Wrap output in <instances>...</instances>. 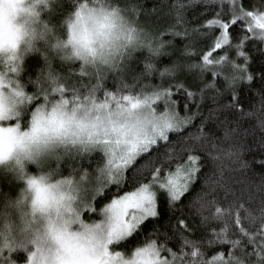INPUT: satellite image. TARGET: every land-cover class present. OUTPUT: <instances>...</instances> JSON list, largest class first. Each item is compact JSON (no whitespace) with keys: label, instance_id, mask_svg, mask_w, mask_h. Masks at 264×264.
<instances>
[{"label":"snow or ice","instance_id":"1","mask_svg":"<svg viewBox=\"0 0 264 264\" xmlns=\"http://www.w3.org/2000/svg\"><path fill=\"white\" fill-rule=\"evenodd\" d=\"M72 7L60 0L55 15ZM123 7L136 22L147 25L141 26L139 48H146L148 55L138 73L131 65L135 50L122 54L108 69L80 65L79 77L67 63L59 60L58 68L57 59L36 51L43 64L35 76L24 78L25 57L0 32V183L7 181L10 190H0V216L16 217L0 229V264H264V207L254 214L224 175L225 159L238 157L243 148L236 134L248 133L240 120L259 112L257 123L264 129V0H173L164 32L158 31L159 16L150 19L162 5L147 8L142 0H125ZM138 14L146 19L138 20ZM199 18L200 23L191 22ZM165 33L173 39L164 40ZM175 38L184 43L176 45ZM200 41L204 43L197 47ZM251 41H256L252 51L244 50ZM172 49L180 55L169 64L158 67L152 62ZM215 51L221 54L212 55ZM194 55L199 59L192 60ZM252 65L259 70H250ZM155 73L160 80L152 83L148 77ZM206 73L212 79L206 80ZM109 74L115 81L112 87ZM189 74V83L180 81ZM218 80L223 89L217 87ZM257 81L252 91L260 95V109L246 110L240 89L244 82L251 88ZM26 85L33 90L27 91ZM208 92L215 107L205 115L201 105ZM225 94L231 98L221 103ZM174 96L181 97L183 115L181 100ZM161 101L163 110L158 107ZM210 121L213 125L205 131ZM231 123L236 126L229 127ZM221 127L223 140H235L227 148L217 143L214 129ZM258 146L264 148V137ZM199 152L211 158L215 168L216 179L206 173L204 184L219 186L228 201L222 205L217 196L205 199L208 193L196 197L201 223L209 219L206 209L221 222V227L210 229L206 243L231 245L226 253L217 251L211 257H206L201 240L186 235L194 226L185 219L172 222L171 235L165 231L163 240L158 239L162 225L156 223L162 215L160 197L170 215L197 180L204 159ZM146 173L150 178L144 179ZM13 181L23 185L15 196L10 194ZM149 221L153 223L142 242L130 244ZM168 224L165 219L163 226ZM233 225L239 235L232 232ZM177 238L179 250L168 243ZM19 250L25 253L22 258H17Z\"/></svg>","mask_w":264,"mask_h":264},{"label":"trees","instance_id":"2","mask_svg":"<svg viewBox=\"0 0 264 264\" xmlns=\"http://www.w3.org/2000/svg\"><path fill=\"white\" fill-rule=\"evenodd\" d=\"M121 4L123 5L125 3V0H120ZM143 4L147 8H152L153 5L157 6H163L161 7L156 13L150 17L153 21L156 20V17H160L159 27L158 31L164 32V29L167 27V23L169 20V17L166 15L167 8L173 3V0H142ZM253 0H245V4L251 3ZM66 4H71L72 0H65ZM188 15L191 18L192 16V10H188ZM54 20L59 21L60 16L54 15ZM137 19L140 21H144L146 17L143 14H138ZM203 18H199L196 20H192V23H200ZM147 27V25H141ZM208 29H203V31H207ZM164 40H172L173 37L168 35L167 33L163 36ZM235 42V41H233ZM184 41L180 38H175V44L181 45ZM204 43L203 41L198 42L197 47L200 46V44ZM256 43V41H251L244 50L251 52L252 51V44ZM206 50V49H205ZM227 50V49H226ZM232 52V51H231ZM234 53V51H233ZM221 53L219 51H215L212 53V55L217 56ZM148 55L146 48H138L133 53V56L131 58V65L135 72H140L144 68V58ZM180 53L177 49H172L171 54H168L167 52L162 53L160 56L156 57L155 60H153V63H156L158 67H163L166 64H169L173 59H175L177 56H179ZM236 56V54H232ZM184 58V57H181ZM192 60L199 59L198 56H191ZM258 59V57H257ZM57 67H61V63L59 60H57ZM24 71L22 72V76L24 78H27V76L31 73L33 76H35L36 72L39 70L40 66L43 64V59L40 56L39 53L33 52L25 56L24 61ZM67 67L74 70V75L79 77L83 75L79 71V64L78 63H72L67 64ZM63 70V69H61ZM252 71H258V67L256 65H252L251 69ZM206 80L212 79V76L210 73L205 74ZM152 81V83H157L160 80V76L158 73L153 74L152 76L148 77ZM180 81L185 82L186 84L190 82L191 80V74L188 75V78L185 79L183 75L180 76ZM108 85L110 87L114 86L115 81L113 80V74H109L107 76ZM95 83V80L92 81ZM131 83V80L128 81ZM167 83V79L165 80ZM249 82H244V86L240 89L241 91V103L243 107L246 110H252L253 108L260 109V95L252 91V89H256L258 87V81L255 83H251V88H249L248 85ZM217 87L220 89L224 88V83L222 80H218ZM27 91H32L31 85H26ZM58 95V94H57ZM102 95V93H101ZM212 95V92H208L205 98V101L201 105L204 114H208V109L215 107L214 104L210 102V97ZM174 99L181 100V97L174 96ZM231 97L227 94H225L224 99H222L220 102L223 103L224 100L230 99ZM198 99V97H197ZM34 107V105H33ZM159 109H162L161 105L158 106ZM196 104L192 103L190 104V108H195ZM179 111L183 115V102L181 100V103L179 104ZM227 114V113H225ZM203 117H200L199 119H196L194 121L193 128L188 129V131H193L196 124L200 123V119ZM222 118V117H221ZM259 118V112L257 114L251 115V116H245L240 120V126L243 129H248L247 135H244L242 132H238L236 135L240 137V141L243 145L242 151H240L239 156L235 158H226L224 163L227 165L225 168L224 175L228 180V183L230 184L231 188L235 190L236 196H239L245 203L246 207L250 208L254 214H259V210L261 207H264V148L258 146V142L261 137H264V129L260 128L257 121ZM229 119L232 120L233 117L229 116ZM213 122H208V125L205 128V131H208L209 126H212ZM235 123L229 124V127H235ZM254 130V131H253ZM215 135L219 138L217 140V143H223L225 148H227L228 145L235 143L234 139H228L223 140V128H219L218 130L214 129ZM175 139V137H173ZM198 154L204 156V159L201 161V164L203 165L198 178L196 181L193 182L191 188L189 191L181 198V201L176 205L175 209L171 212L169 215V210L167 209L166 202L164 201L163 197H160L161 205H162V215L161 219L159 221H156V223H159L162 225L160 229V235L158 236L159 240H163L164 236L163 233L165 231L169 232V235H171L172 229H171V223L176 221L177 218L185 219L189 225L190 228H193L194 230L192 233H186V235H191L193 239L201 240L202 244L201 247L203 248L206 257H211L215 252L217 251H225L227 252V249L231 247L230 244L227 242L223 244H212L208 245L206 243L207 237L210 234V229L212 228H219L221 227V222L218 220H215L211 218L210 212L211 209H206L204 211V215L209 216V219L205 223H201V214L197 211L198 209V203L196 202V197L198 194L202 193H208V195L205 197V199H211L213 196H217L218 198H221L222 205L227 204L228 201L223 200V189H221L219 186H217L215 189H212L209 185L204 184L205 180V174H213L215 173V168L213 167V162L211 158L207 157L204 152H199ZM247 162V164H242V162ZM87 166V165H85ZM32 171H35V166H31L30 168ZM67 171H64L63 174H66ZM68 174V173H67ZM66 174V175H67ZM150 176L146 173L144 176V179H148ZM211 178L214 180L216 179V175H211ZM15 184V190H12L10 192L11 195L15 196L18 192V189L20 186H22L19 182L13 181ZM131 186V185H130ZM0 190H3L4 192H9V187L7 181H4L0 183ZM127 190V189H125ZM242 194V195H241ZM249 196H251V199H249ZM233 197L229 195L228 200H232ZM181 206L182 209H181ZM241 216L243 217L245 215L243 209H241ZM99 216L95 217L98 219ZM88 219V217H85ZM168 219L169 224L167 227H164V220ZM153 223V221H149L148 224L145 225L144 231L140 233L139 237H134L133 240L129 241L130 244H134L137 240H140L142 242V238L145 236V234L149 231L150 224ZM242 223H244L245 227H249L250 230L255 231V227L251 226L248 221L243 220ZM232 232L235 235H239L238 229L233 225ZM246 244V247L251 249L253 245L249 242H247V238H243ZM169 246L179 250L178 245V238L177 239H171L168 241ZM25 255L23 253V250H19L17 253V258H22ZM252 259H255V256L252 257Z\"/></svg>","mask_w":264,"mask_h":264},{"label":"clouds","instance_id":"3","mask_svg":"<svg viewBox=\"0 0 264 264\" xmlns=\"http://www.w3.org/2000/svg\"><path fill=\"white\" fill-rule=\"evenodd\" d=\"M59 2L0 0L3 39L14 41L24 57L39 51L86 69H108L122 54L138 49L144 38L141 25L120 0H72L73 7L57 21L54 6ZM7 219L16 217L0 216V229Z\"/></svg>","mask_w":264,"mask_h":264},{"label":"rangeland","instance_id":"4","mask_svg":"<svg viewBox=\"0 0 264 264\" xmlns=\"http://www.w3.org/2000/svg\"><path fill=\"white\" fill-rule=\"evenodd\" d=\"M231 54V56H233V57H235L234 55H232V54H236V52L234 51V53H233V51L230 53ZM237 63H244V61H243V59H238L237 60ZM159 105H161V106H163L164 107V105H163V102L161 101V102H159V104H158V106ZM163 107H161L162 109H160V110H163ZM68 172H66V174H67ZM66 174H64V175H66ZM69 174V173H68ZM67 174V175H68ZM99 218V217H98Z\"/></svg>","mask_w":264,"mask_h":264}]
</instances>
